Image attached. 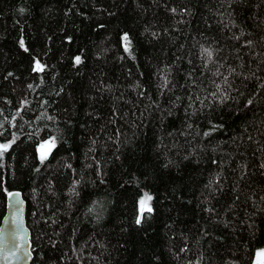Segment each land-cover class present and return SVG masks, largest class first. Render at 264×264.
<instances>
[{
    "label": "trees",
    "instance_id": "trees-1",
    "mask_svg": "<svg viewBox=\"0 0 264 264\" xmlns=\"http://www.w3.org/2000/svg\"><path fill=\"white\" fill-rule=\"evenodd\" d=\"M0 144L30 264H252L264 0H0Z\"/></svg>",
    "mask_w": 264,
    "mask_h": 264
},
{
    "label": "water",
    "instance_id": "water-1",
    "mask_svg": "<svg viewBox=\"0 0 264 264\" xmlns=\"http://www.w3.org/2000/svg\"><path fill=\"white\" fill-rule=\"evenodd\" d=\"M25 202L13 191L6 196L0 220V264H30L29 230L24 219ZM252 264H264V259Z\"/></svg>",
    "mask_w": 264,
    "mask_h": 264
},
{
    "label": "snow or ice",
    "instance_id": "snow-or-ice-1",
    "mask_svg": "<svg viewBox=\"0 0 264 264\" xmlns=\"http://www.w3.org/2000/svg\"><path fill=\"white\" fill-rule=\"evenodd\" d=\"M124 41H125V50L126 51H129L130 49V41H129V38L128 36L125 34V36L123 37ZM20 44H21V47H24V41L21 40L20 41ZM25 51H27V49H25ZM207 51V50H205ZM209 57H211V53L209 52L208 53ZM77 64H79L81 61H80V57H76V61H75ZM35 71H43V67L40 65L39 61L36 62V67L34 69ZM224 99H227V97L225 96ZM249 104L251 103V101L248 102ZM207 135V133L205 134ZM50 147H49V151L51 150V147H54L55 146V142L54 141H49L48 142ZM10 147V144H0V157L3 156L4 152H6ZM47 159V153H43L41 155V161L43 162V160ZM152 198L151 196H148L146 194L145 198L142 199L140 201V204H141V213L147 211V212H151L152 209L151 207L148 205V201H150ZM137 224L140 223V219H137ZM262 253H258L257 255L260 256Z\"/></svg>",
    "mask_w": 264,
    "mask_h": 264
},
{
    "label": "rangeland",
    "instance_id": "rangeland-1",
    "mask_svg": "<svg viewBox=\"0 0 264 264\" xmlns=\"http://www.w3.org/2000/svg\"><path fill=\"white\" fill-rule=\"evenodd\" d=\"M49 141H45V142H43L42 144H40L38 147H37V149H36V152H37V156H38V158L39 159H41V155L43 154V153H49L50 151L48 150L49 149V147H50V145H49V143H48ZM51 149H52V147H51ZM145 198V197H144ZM144 198H142V199H144ZM141 199V200H142ZM140 200V201H141ZM138 214H139V216L142 214L141 213V204H140V202H139V207H138ZM260 253H262L260 256H256V259H255V261H260V260H262V259H264V252H260Z\"/></svg>",
    "mask_w": 264,
    "mask_h": 264
},
{
    "label": "bare ground",
    "instance_id": "bare-ground-1",
    "mask_svg": "<svg viewBox=\"0 0 264 264\" xmlns=\"http://www.w3.org/2000/svg\"><path fill=\"white\" fill-rule=\"evenodd\" d=\"M29 249H30V247H29Z\"/></svg>",
    "mask_w": 264,
    "mask_h": 264
}]
</instances>
